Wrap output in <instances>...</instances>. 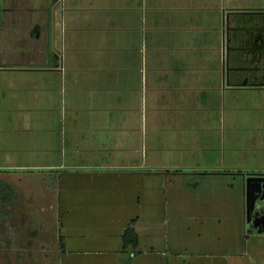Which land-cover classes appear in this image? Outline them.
<instances>
[{"label":"crops","instance_id":"1","mask_svg":"<svg viewBox=\"0 0 264 264\" xmlns=\"http://www.w3.org/2000/svg\"><path fill=\"white\" fill-rule=\"evenodd\" d=\"M262 59L264 0H2L0 123L28 145L0 160L1 247L28 256L48 220L25 216L26 174L111 195L205 165Z\"/></svg>","mask_w":264,"mask_h":264},{"label":"rangeland","instance_id":"2","mask_svg":"<svg viewBox=\"0 0 264 264\" xmlns=\"http://www.w3.org/2000/svg\"><path fill=\"white\" fill-rule=\"evenodd\" d=\"M227 110L235 117L225 121V144L201 152L197 160L205 165L190 167L192 174L150 181L146 176L138 185L122 181L123 189L111 195H97L88 183L75 181L55 182L46 192L38 175L26 174L31 196L18 201L31 197L27 204L39 206L37 214L25 213L32 221L48 218L40 229L46 243L31 232L37 239L28 256L0 244V264H264V234L245 228L246 180L264 175V89L238 90ZM8 127L0 123V160L28 145ZM0 202L4 210L7 199ZM137 221L136 243L126 229Z\"/></svg>","mask_w":264,"mask_h":264},{"label":"water","instance_id":"3","mask_svg":"<svg viewBox=\"0 0 264 264\" xmlns=\"http://www.w3.org/2000/svg\"><path fill=\"white\" fill-rule=\"evenodd\" d=\"M2 0H0L1 3ZM262 37V36H261ZM258 39L261 38L258 36ZM262 193L260 199H264V175L253 174L249 176L246 180L245 187V212L247 218V224L250 223L251 214L255 207V202L258 198V194ZM263 218V219H262ZM262 219V220H261ZM255 228L258 233H264V215L260 216L255 224Z\"/></svg>","mask_w":264,"mask_h":264},{"label":"flooded vegetation","instance_id":"4","mask_svg":"<svg viewBox=\"0 0 264 264\" xmlns=\"http://www.w3.org/2000/svg\"><path fill=\"white\" fill-rule=\"evenodd\" d=\"M259 36L261 39H262V35L259 34L257 35ZM226 40H229V35L228 37H226ZM239 48L241 49H246V48H251V46H247L246 47V41L243 42L242 46L240 45ZM262 62H263V65H257V69L255 70H250L251 73H248L250 74L251 76V79L250 81L253 82L252 85H257V86H263L264 84V80L261 79V76L264 72V59H262ZM239 67H241V69H239V71L243 72V73H246V67H248L246 64H239ZM246 71V72H245ZM258 74V75H257ZM247 80V76H244ZM258 198L255 202V207H254V210L251 214V220H250V223L247 224V218H246V212H245V228L247 231H249L250 233H258L256 228H255V224L257 223V220L260 216H263L264 215V199L261 200L260 199V196L262 195V193L258 194ZM263 219V218H262ZM261 219V220H262ZM260 234H263V233H260Z\"/></svg>","mask_w":264,"mask_h":264},{"label":"trees","instance_id":"5","mask_svg":"<svg viewBox=\"0 0 264 264\" xmlns=\"http://www.w3.org/2000/svg\"><path fill=\"white\" fill-rule=\"evenodd\" d=\"M126 231L128 232H131L130 234H131V236H132V238L130 239L131 241H133V242H136L137 243V235H136V232H135V230L133 229V227H128L127 229H126Z\"/></svg>","mask_w":264,"mask_h":264}]
</instances>
